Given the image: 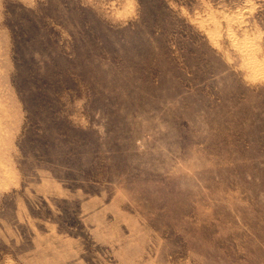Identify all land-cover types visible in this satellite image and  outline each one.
Returning a JSON list of instances; mask_svg holds the SVG:
<instances>
[{"label":"rangeland","instance_id":"374dc122","mask_svg":"<svg viewBox=\"0 0 264 264\" xmlns=\"http://www.w3.org/2000/svg\"><path fill=\"white\" fill-rule=\"evenodd\" d=\"M0 264H264V0H0Z\"/></svg>","mask_w":264,"mask_h":264}]
</instances>
